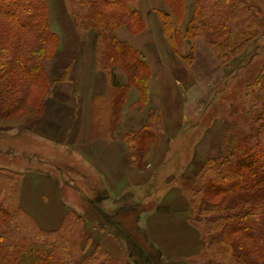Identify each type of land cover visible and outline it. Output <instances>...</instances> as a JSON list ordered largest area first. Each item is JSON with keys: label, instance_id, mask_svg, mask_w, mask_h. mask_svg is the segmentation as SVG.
<instances>
[{"label": "trees", "instance_id": "1", "mask_svg": "<svg viewBox=\"0 0 264 264\" xmlns=\"http://www.w3.org/2000/svg\"><path fill=\"white\" fill-rule=\"evenodd\" d=\"M165 1L180 21L184 0ZM241 1L245 6L239 7V0H195L184 38L194 44L197 39H203L219 64L227 65L244 52L259 32H264V0ZM77 2L81 9L70 14L72 18L75 15L78 31L97 33L96 67L108 78L114 66L121 67L128 76L126 85L114 89L122 93L114 112L120 121L122 105L131 88L138 89L142 105L150 98V65L133 45L116 34V29L123 25L133 34L141 33L146 27L143 15L134 6L135 0ZM239 9L242 17L224 18L217 13L228 10L236 15ZM156 12L173 46L171 15L161 10ZM60 40L51 26L48 0H0V119L19 116L27 105L40 113L46 91L56 82L48 75L45 60L54 55ZM194 50L192 44L187 55L175 52L189 68L195 62ZM256 75L246 86V95L250 96L247 117L242 124L229 123L223 155L211 159L197 181L184 185L190 198L191 218L210 223L208 242L220 254L219 259L207 264H264V67ZM155 116L161 115L150 109L145 126L124 136L134 163L143 160L140 148H147L151 142ZM37 153L35 149L23 155L0 151V164L15 160L18 164L11 165L22 169L29 159L40 160ZM0 176V264H116V259L101 245L85 259L80 258L81 254L76 256L71 251L74 241L62 231L65 224L59 229L44 230L20 204L22 173L0 168ZM114 226L119 239L127 238L124 241L132 246L129 261L124 264H164L154 245L150 249L156 253H148L147 238L143 246L134 240L126 225L117 221ZM208 242L203 239V247Z\"/></svg>", "mask_w": 264, "mask_h": 264}, {"label": "rangeland", "instance_id": "2", "mask_svg": "<svg viewBox=\"0 0 264 264\" xmlns=\"http://www.w3.org/2000/svg\"><path fill=\"white\" fill-rule=\"evenodd\" d=\"M51 2H53L52 7L54 9L51 11L49 7V13L51 14L52 12L53 18L56 20L55 22L59 24L58 30L62 35L55 30L58 35L60 34V44L56 51L53 52L54 55L51 56V58L45 60V69L50 78L56 82L51 83V85H53H50L46 91L43 102L44 106L40 110V113L36 109H33L31 105H27L25 111L19 116L14 118L0 119V151L8 152L10 154L16 153L23 155L26 153V150L32 151V149H35L38 150L37 157L40 159V134L31 127L40 125V120L44 117V113L48 105V101H50V98L52 97L50 95H52L54 91L55 84L59 81H70V77H77L76 73L71 72L73 64L76 67H84L87 65L86 61H89L88 57L90 54L91 56L95 54V57H97V33L93 30H90L87 33H80L77 29L76 23L74 22L76 19H74L75 15L72 18L70 14L78 12L81 9L77 0H66V2L64 0H51ZM241 4L242 1L239 0V7L245 6V4ZM140 5V0H135L134 6L138 7L142 13ZM194 7L195 6L193 5V8L191 9V17L194 13ZM217 13L222 17L224 16V18H231L233 16L242 17L241 9L238 10L236 15L228 10ZM144 22L146 26L145 19ZM155 24H157V27H155L158 37L155 35L153 38L159 42L158 48L164 51L169 48V52H171L173 48L174 51L180 52L182 47L180 46V42L178 40L179 36L173 37L172 40H174V44L171 46L169 40L164 34L162 27L163 24L159 16ZM158 25H160V27H158ZM161 31L163 32L165 38L163 35H161ZM259 33L260 34L258 37L252 40L243 53L234 57L232 61H230V63L225 66L219 64L214 53L203 39H197L195 44L194 42L192 43L190 41L191 44L195 46V62L189 67L188 70H191L193 75H196V82L194 83L193 80L190 79L188 83H185V86L190 88L189 98H193L195 103L192 106L190 99L187 103V108H190L186 111V101H183V108L181 107V109H176L178 108L176 106L178 104V100L174 101V114L171 113L167 116L168 126L171 128V135L169 134V136L172 142L168 150H165L163 156L162 153L159 155V157H164L167 155V163L168 165L170 164L173 176L171 180L168 179L163 183L162 174L163 172L165 173L166 167L163 166L157 170V166L155 168L157 173L154 176L156 185L155 193L152 192L154 195L151 193L150 195L146 196L141 193L139 198H142V202L147 199L145 201L151 207L155 203V200H158L155 203V208L157 211L154 212L156 215L154 220L156 219L157 226L155 227L157 232L156 238L160 239L161 237L162 240L167 241V243H163L164 247L166 249L171 247L174 248V245L170 240V236L172 235L174 237L173 234L175 233L177 236L178 232H181L182 237L180 238V243L177 248H174L175 250L173 251H176L179 247H181L178 252L182 254L187 253L191 256H183L175 259L176 261L168 259L167 255L164 257L163 248L160 250L157 245L154 244L155 242L151 239L153 232L147 235L144 228H139L140 233L137 228H133L137 227L135 212L126 211L118 217L119 222L123 225H126V229L127 227L129 228L128 230L132 234L134 240L141 242V244L145 246L144 238L150 239L151 242L149 241L150 243H148L146 247L150 249V246L154 245L153 247H155L156 251L161 253L164 264H173V262L176 264H207L208 262L220 256L217 251L218 249L216 248V250L215 247H211L208 242L209 238L207 233L210 223L205 219H196L195 222L193 218H191L190 198L187 192L184 190V185H186V183H193L197 181L205 165L211 159H217L223 155V147L225 146L224 140L227 135L229 123L238 121L239 124H242L243 119L247 117V110L250 105V96L246 95V86L254 80V78L257 76L256 74H258V72L264 67V32ZM177 48H179V50H177ZM177 54L178 53L175 55V52H172L171 55L173 58L168 56L166 60L173 61V59L178 56ZM69 61L70 64L68 65L67 63ZM172 72L179 78L182 74L186 75L184 71H177L174 68L172 69ZM193 83L194 85L191 88V84ZM73 84L74 90L77 92L78 82L75 81ZM164 85L167 84H163L162 87ZM178 87L179 85L176 86L175 84H168V86H166L167 91H171V93L174 95L183 97L185 88L182 89L183 95H181L179 92L177 94ZM38 92L39 94L37 95H40V90H38ZM121 97V91L117 92L116 90L114 91L111 89V91L107 92L106 95L97 99L96 106L92 104L95 107V111L93 109L94 114L89 116V123L93 126V130L95 129L96 135L104 133L109 128V130H111L113 125L120 122L119 115L115 114L114 112H117L116 108L118 107V101L121 100ZM107 102H111V105H109ZM106 106H109L111 110H106L104 108ZM101 107L103 109H101ZM186 112L190 114H186ZM163 120L164 119L161 116L154 117L153 123L151 124L153 126L151 127L153 130L151 132V142L147 148H140L139 155L143 157L140 165L146 167L147 164H149L150 157L153 155V151L156 147L155 144L158 143L161 134L164 132L163 130L165 124L163 123ZM176 131H179V133L176 134ZM166 138L168 137L166 136ZM61 147L62 146H58L57 149H50L47 151V155L49 156H52L56 153L58 154V152L60 153V157L58 156L57 160H51L53 162L50 165L51 167L48 166V169L52 170L53 168L57 170L58 167H63L66 173L63 172L64 176L62 175V177H66L68 180V176L76 177V173L79 172H82L83 175H88V172H86V170L84 171L83 164L76 163L72 167L68 165L70 164L68 163L69 157L64 155V150H62ZM162 151H164V148L161 150V152ZM35 159H29L30 162H28V165L31 169H28L27 167L24 169H14L9 167L8 165L17 167L14 164H18V162L15 160H6L8 165H1L6 162L4 161L0 164V168H6L8 171L22 173L23 179L24 173L26 171L40 172V160L37 161ZM73 160H75V158H73ZM73 160L72 162H74ZM12 163L14 164L11 165ZM152 167L154 168V165H152ZM1 177L2 176H0V178ZM90 179H92V177ZM75 181L78 185V188H80V191H84L83 189L85 186V181L81 178H78ZM162 183L164 185H162ZM176 184L177 186L180 185L183 192L182 195L173 194L171 195L170 201L166 202V194L169 193L171 188ZM83 196L84 194H82V196L79 198L77 195L78 198L75 203L77 206L71 209V212L74 213V215L72 214L70 216L69 221H64L63 224H65V228L62 230L63 232L68 233L70 240L74 241L73 245H71V251H74V254H77L76 256H80L81 254V259H85L97 246L93 240L86 237L85 235L84 223L86 218L83 213V210H85V200H83ZM148 196L149 199L147 198ZM130 203L132 202L126 200L125 207L128 208ZM143 210V206H140L142 215H144ZM139 214L140 212L137 213V215ZM108 215L112 214L107 213L106 216ZM31 216L40 226L36 218L32 214ZM165 218L169 219L171 222H165ZM115 221L116 220L111 221L110 219H106V223L108 225H112V222ZM43 229L48 230L45 228ZM191 229H194L196 232H193ZM88 239L90 240L87 243L85 251H83L82 247L86 245ZM203 239H207V247H203ZM124 240H127V238ZM124 240H122V244H124L126 256L124 255L119 259L115 258L116 264H124L129 261V254L131 251L129 248L132 246L129 242H125ZM143 250H146V248H143ZM148 253L153 255L156 252L154 253L153 250L151 252L150 249V251L148 250Z\"/></svg>", "mask_w": 264, "mask_h": 264}, {"label": "crops", "instance_id": "3", "mask_svg": "<svg viewBox=\"0 0 264 264\" xmlns=\"http://www.w3.org/2000/svg\"><path fill=\"white\" fill-rule=\"evenodd\" d=\"M140 3L143 17L146 20L145 29L141 33L133 34L126 25H123L116 29V34L120 39L133 45L151 67L152 75L149 80L150 98L147 104L142 105L139 101L140 93L138 89L131 88L126 101L122 105L120 122L112 126L111 130L109 128L104 133L96 135L95 129L93 130V126L89 123V116L93 115L95 111V107L92 104L96 106L97 99L106 95L111 89L114 90L120 85H126L128 76L121 67L114 66L112 68V76L108 78L103 70L96 67L95 54L89 55V61H86L87 65L84 67H76L73 64L71 72L76 73L77 77H70V81H59L55 84L44 117L40 120V125L31 127L40 134V172L26 171L24 173L20 189V203L26 211L36 218L41 227L55 230L63 225L71 209L77 206L75 204L77 198L84 194L85 235L93 240L96 245H101L105 248L116 259L126 256V252L124 251L123 242L116 233L117 227L114 225L119 221L118 217L122 213L126 211L135 212L137 228H144L147 235L153 232L152 236L150 235L151 239L160 250L163 248L164 257L167 255L168 259L176 261L175 259L177 258L191 256L187 253L178 252L181 247L173 251L180 243L181 232H178L177 236L176 233L173 234L174 237L170 236L174 248L166 249L163 243H167V241L162 240L161 237L160 239L156 238L155 227L157 226L156 219L154 220L156 218L154 212L157 211L155 203L158 200L156 199L151 207L146 203L145 200L147 199L142 202V198H139V196L141 193L146 196L152 192L155 193L154 176L157 173L155 171L157 166V170L163 166L166 167L165 173L163 172L162 174L163 183L168 179H172L173 173L170 164L168 165L167 163L168 157L167 155L162 157L172 142L169 136L171 128L168 126L167 116L171 113L174 114L173 103L175 100H178L176 105L178 108L176 109L183 108V101H186V111L190 108H187V103L190 99L192 106L195 103L193 98H189L190 88L186 87L185 83H188L190 79L195 83L196 75H193L191 70H188L189 68L179 56H176L173 61L166 60L168 56L172 57L171 53L175 51L172 48V51L169 52L170 49L167 47L165 51L159 49V42L153 38L155 35L158 37L156 32L157 24H155L158 20L156 10H162L171 15L174 24L173 36H179L178 40L182 47L179 53L187 55L192 44L184 38V33L191 19V9L193 8L194 0H184V13L180 21H177L174 12L165 0H140ZM48 4L52 11L54 9L52 7L53 2L48 0ZM55 21L51 12L50 22L52 29L59 32V24ZM175 30L178 31L177 34H175ZM161 35H163V32ZM67 64L69 65L70 61ZM173 68L177 71H184L186 75L182 74L180 78L175 76L172 72ZM75 81L78 82L77 92L74 90L73 83ZM194 83L191 84V88ZM163 84L167 85L162 87ZM168 84L179 85L177 94L179 92L181 95H183L182 89L185 88V99L184 95L179 97L171 93V91H167L166 86ZM107 103L111 105V102ZM108 107L104 108L111 110ZM101 109L103 108L101 107ZM150 109L158 111L164 119L163 123L165 126L160 140L155 144L156 147L150 157L149 164L145 167L140 165L139 162L134 163L124 136L130 131H138L145 126ZM186 114L190 113L186 112ZM177 133L179 131H176ZM57 145L62 146L64 155L69 157V166L72 167L76 163L83 164L84 171L86 170L88 175H83L82 172H79L76 173V177L68 176V180L66 177H62L66 173L63 167H58L57 170L53 168L49 170L48 166L51 167L50 165L53 162L51 160H57L58 156L60 157V153L49 156L47 151L57 149ZM163 148L164 151L161 152ZM161 153L162 156L159 157ZM70 158L72 160L75 158L74 162ZM25 164L22 166L25 165L28 169H31L28 162H25ZM152 165H154V168ZM9 167L21 169L19 167ZM88 177H92V179ZM78 178L85 181L84 191H80V188H78L75 181ZM163 183L162 185H164ZM182 193L180 185L177 186L176 184L166 194L165 201L169 202L173 194L182 195ZM147 198L149 199V196ZM126 200L132 202L128 208L125 207ZM140 206L144 208V215L141 214ZM138 212H140L139 215H137ZM107 213L112 214L108 215L111 221L116 220L112 222V225L106 223V219H108ZM164 221L171 222L166 218ZM191 230L196 232L194 229ZM146 240H148V243L151 242L149 238ZM173 264L176 263L173 262Z\"/></svg>", "mask_w": 264, "mask_h": 264}]
</instances>
